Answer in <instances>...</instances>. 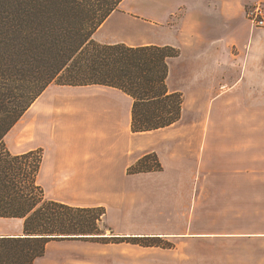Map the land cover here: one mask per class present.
Returning <instances> with one entry per match:
<instances>
[{
  "label": "crops",
  "instance_id": "obj_1",
  "mask_svg": "<svg viewBox=\"0 0 264 264\" xmlns=\"http://www.w3.org/2000/svg\"><path fill=\"white\" fill-rule=\"evenodd\" d=\"M151 1V8L138 3L131 19L150 27L153 33L176 19L174 25L167 26L168 40L126 44L179 46L180 56L174 58L178 61L188 44L222 43L226 31L231 35L239 27L232 6L248 0ZM192 20L195 25L188 29ZM253 35L245 67L226 71L220 62L222 55L218 59L216 54V67L204 64V68L192 71L201 91L208 94L204 103L201 94L189 95L181 88L171 90L184 91L188 101H184L181 119L166 128L133 132V99L120 89L100 85L49 87L27 112L29 135L36 143L22 151L43 149L39 183L46 198L76 207H103L107 221L115 216L119 219V235L124 237L237 238L264 246V229L247 233L191 232L195 213L177 210L179 198H190L192 188L208 179L204 173L211 151L216 155L210 163L227 166L225 171L231 172L233 182L239 183L240 175L248 176L250 189L257 187V174L264 176V130L260 127L264 126V37L262 43L259 35ZM172 67L169 61L167 80ZM209 103L216 111L217 124L231 126L230 132L213 135L191 131L190 125L199 118L189 114L190 107L207 110ZM150 153L157 154L162 170L130 174L129 168ZM160 204L168 207L160 211ZM23 235V219L0 217V238Z\"/></svg>",
  "mask_w": 264,
  "mask_h": 264
},
{
  "label": "trees",
  "instance_id": "obj_2",
  "mask_svg": "<svg viewBox=\"0 0 264 264\" xmlns=\"http://www.w3.org/2000/svg\"><path fill=\"white\" fill-rule=\"evenodd\" d=\"M124 0H0V217L24 220V235L0 238V264H34L51 241L160 237L104 236L106 209L49 200L39 184L40 150L13 154L5 137L53 83L105 85L133 98L132 130L149 132L181 119L184 97L167 85L169 45L129 46L95 41L93 35ZM153 160V165L148 161ZM155 153L144 155L129 173L160 171ZM161 241V240H159Z\"/></svg>",
  "mask_w": 264,
  "mask_h": 264
},
{
  "label": "rangeland",
  "instance_id": "obj_3",
  "mask_svg": "<svg viewBox=\"0 0 264 264\" xmlns=\"http://www.w3.org/2000/svg\"><path fill=\"white\" fill-rule=\"evenodd\" d=\"M151 2V0H125L124 4L121 5L122 7L113 13L93 35L95 41L101 44L124 42V44L136 45L142 42H163L168 40V34L166 32L167 26L174 25L176 19L172 18L171 21L164 23V29L159 28L156 33H153L150 27H142L139 23L131 19L130 15L135 14L134 11L138 3L147 5L151 8ZM257 4L264 10V0H248L232 6V16L235 18V21L239 22V27L232 30L231 35L230 30L226 31L223 36L225 40H223L222 43L218 41L214 44H208L207 46H193L188 44V48L185 46L184 56L182 55L178 61H175L174 58L170 59V63L173 64V71L172 76L167 80L168 88L170 90L181 88L189 95L193 96L198 95L200 97L201 94L200 100L201 103H204L208 94L201 91V84L195 82L196 78L193 77V70L204 68V64H206L207 67H216V54H218V59L220 58L219 54L222 55L223 61H218L223 63L226 71L235 67H245L244 59L248 56L249 44L251 41L252 43L254 42L251 33L254 34L253 37L259 35L260 37L257 36V39H260L263 43L264 27L253 26L249 18L250 11L257 6ZM192 25H195V20L189 22L187 26L188 29H191ZM174 47L178 49L180 53V47ZM206 55L207 57H205ZM211 64L212 66H210ZM52 86L65 85L53 83L49 87ZM197 91H201L202 93H198ZM208 91H212V89L208 87ZM181 93L183 94L184 101L186 100L187 102L188 100L184 95V91L181 90ZM211 94L212 93H209V95ZM259 95L260 94L257 93V96ZM209 106L207 110L193 108L194 105L190 107L189 114L199 118L201 122L199 123V121H197L191 124V131L193 133L199 132L213 135L221 131L230 132L231 126L217 124L216 111L212 104L209 103ZM29 109L5 137V144L13 154H22V151L27 150L29 146L36 143V139L29 135V113H27ZM17 125L18 128L14 129ZM260 127L264 130V126ZM17 130L19 134H16ZM209 143L214 142L209 141ZM36 150H40L44 157L43 149L39 148L30 151ZM215 155V151H211V153L209 152L208 154L209 164L205 166L206 169L204 168L206 170L204 174H207L208 179H203L204 182L199 183L198 187L192 188V195L190 198L183 195L179 198L180 201L179 205H177V210L195 213L191 232L205 231L207 233L217 234L247 233L251 230L264 229V189L262 187L264 176L262 177L257 174L255 177L256 179L250 177V179H254L255 182H257V187L248 189V176L240 175L239 183L233 182L231 172L225 171L228 170L227 166L221 164L217 165L213 162L210 163V159H213ZM191 158L195 161L194 153L191 155ZM147 164L153 165L154 161L149 160ZM192 168L195 169V166L193 165ZM238 184L239 186H237ZM166 207H168L167 204H160L158 209L164 211L163 209ZM253 214H256L255 219L253 218ZM249 217H252V220H249ZM100 226L105 231L104 236H121L119 235V231L122 226L120 227L119 219L116 216L112 221H107L105 216H103V223H101ZM159 240L145 239L138 242L143 244L161 242L162 245L167 247H146L133 244V242H136L134 239L126 240L120 238L99 241L81 239L51 241L46 246L45 255L36 259L34 263L264 264V246L251 245L246 239L187 237L180 240H172L171 238L160 237Z\"/></svg>",
  "mask_w": 264,
  "mask_h": 264
},
{
  "label": "built area",
  "instance_id": "obj_4",
  "mask_svg": "<svg viewBox=\"0 0 264 264\" xmlns=\"http://www.w3.org/2000/svg\"><path fill=\"white\" fill-rule=\"evenodd\" d=\"M249 18L253 26L264 27V10L259 4L250 11Z\"/></svg>",
  "mask_w": 264,
  "mask_h": 264
}]
</instances>
